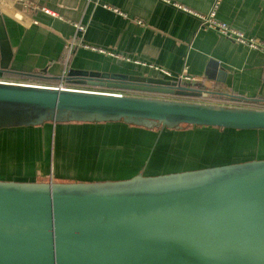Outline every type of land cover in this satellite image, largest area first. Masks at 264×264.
I'll return each mask as SVG.
<instances>
[{"label": "water", "instance_id": "obj_1", "mask_svg": "<svg viewBox=\"0 0 264 264\" xmlns=\"http://www.w3.org/2000/svg\"><path fill=\"white\" fill-rule=\"evenodd\" d=\"M11 56L0 16V74ZM61 79L152 97L1 80L0 132L123 123L150 143L135 137L133 173L122 179L0 180V264H264V109L185 100L236 98L162 75ZM222 137L229 160L164 171L179 155L200 153V164Z\"/></svg>", "mask_w": 264, "mask_h": 264}, {"label": "crops", "instance_id": "obj_2", "mask_svg": "<svg viewBox=\"0 0 264 264\" xmlns=\"http://www.w3.org/2000/svg\"><path fill=\"white\" fill-rule=\"evenodd\" d=\"M213 1L0 0L12 52L9 71L39 73L51 80L39 85L62 80L132 95L150 94L61 78L72 71L162 75L236 98H206L211 103L254 108L244 102L264 103V53L201 26L199 15L209 12ZM215 16L264 43V0H220ZM143 131L123 123L71 122L0 132V180L48 181L49 175L53 181L122 179L133 173L130 148L135 137L141 146L149 142ZM51 150L59 160H47ZM40 156L44 161L31 160Z\"/></svg>", "mask_w": 264, "mask_h": 264}, {"label": "built area", "instance_id": "obj_3", "mask_svg": "<svg viewBox=\"0 0 264 264\" xmlns=\"http://www.w3.org/2000/svg\"><path fill=\"white\" fill-rule=\"evenodd\" d=\"M219 2H220V0H214L213 5H212L211 9L209 10V12H207L206 14L199 15L201 26L203 28H209V29L216 30L217 32H219L220 34H222L223 36H225L226 38H228L230 40L245 44L246 46H248L251 49L258 50V51H261L264 53V43L263 42H259L252 37L246 36L239 29L231 26L230 24L219 21L216 18L215 13H216V9H217ZM45 11L48 12V10H45ZM77 28L82 29V26L77 25ZM163 74H167V72H163ZM184 79L186 81H189V82L194 81L193 79H191L189 77H185ZM26 84H33V83H26ZM36 85H39V84H36ZM42 86H48V87H54V88L76 89V90H95V91H98L96 89H87V88H83L80 86L69 85V84L63 82L62 80H60L59 82H56L55 84L42 85Z\"/></svg>", "mask_w": 264, "mask_h": 264}, {"label": "rangeland", "instance_id": "obj_4", "mask_svg": "<svg viewBox=\"0 0 264 264\" xmlns=\"http://www.w3.org/2000/svg\"><path fill=\"white\" fill-rule=\"evenodd\" d=\"M137 95H139V96H151V95H145V94H137ZM154 96H156V95H154ZM185 100L198 101V102L200 101V102H204V103H211L212 102V101H209L208 99H205V100L185 99ZM183 127L187 128L186 125H183ZM208 137H212L215 140V138L218 136L208 135ZM214 145L215 146H207L206 147V150L208 151L206 153V155H208L209 158L203 157L204 160L200 164L197 162V159H195L196 157H199V155H201L200 153L195 152L193 155L190 154L189 156L179 155L180 156L179 158L172 159L169 163L167 162L168 164L166 163V166L164 167V171H170L172 169H174V170L186 169L187 167H191V166H195V165H197L196 167H198V166H203V165L216 164V163H221L222 161L229 160V158H227V156L221 155V154H227L226 150L230 149V147L227 146L226 139L222 137L221 142L218 143V141H216ZM261 145L263 146L264 144L261 143ZM8 147L10 150L13 148V146H11V145H9ZM204 149H205V147H204ZM259 153H263V152L259 151ZM209 154H212V155H209ZM43 159L41 157L36 158V160H35V158H31V160L36 161V163L39 161H43ZM22 161H25L24 158H21L18 162L20 164H22L23 163ZM183 163H185V164L183 165ZM151 170H153V169H151Z\"/></svg>", "mask_w": 264, "mask_h": 264}, {"label": "trees", "instance_id": "obj_5", "mask_svg": "<svg viewBox=\"0 0 264 264\" xmlns=\"http://www.w3.org/2000/svg\"><path fill=\"white\" fill-rule=\"evenodd\" d=\"M1 75H2L1 80L11 81V82L40 84L51 81L50 79L40 75L39 73H31V74L20 73L16 75L9 71L8 73H3ZM244 104L258 109H264V103L257 102L254 100H246Z\"/></svg>", "mask_w": 264, "mask_h": 264}]
</instances>
